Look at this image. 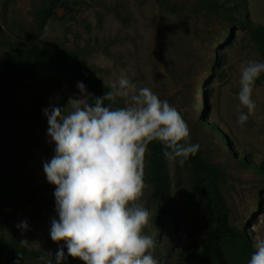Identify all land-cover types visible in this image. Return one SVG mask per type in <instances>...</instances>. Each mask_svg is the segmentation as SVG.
Listing matches in <instances>:
<instances>
[{"label": "rangeland", "instance_id": "rangeland-1", "mask_svg": "<svg viewBox=\"0 0 264 264\" xmlns=\"http://www.w3.org/2000/svg\"><path fill=\"white\" fill-rule=\"evenodd\" d=\"M48 2L0 0V66L11 41L56 45L75 51L107 85L124 74L137 89H151L179 111L190 130L188 142L198 143L202 157L224 173L219 187L231 226L246 231L252 245L255 237L264 238V73L253 89L255 115L240 126L236 111L241 63L264 62V50L249 39L247 30L237 22L199 14L196 0H168L178 10L158 0H56L54 15L39 27L37 13ZM244 6L249 18L264 26V0H244ZM79 95L68 75L43 72L20 82L4 106L0 241H22L43 257L19 258L20 264H54L56 251L64 246V241L50 237L51 221L58 216L55 186L47 181L43 164L54 156L55 144L49 142L43 110H63L69 98ZM116 100L124 105L121 98ZM148 166L147 151L146 187L139 203L151 212V229L145 233L155 241L153 258L158 264H193L187 255L204 247L214 227L205 199L194 189L200 173L187 162L181 166L167 161L176 227L167 215L155 221ZM24 221L28 229H18ZM64 251L67 254L66 247ZM250 257L231 262L248 264ZM17 259L0 257V264H15Z\"/></svg>", "mask_w": 264, "mask_h": 264}, {"label": "clouds", "instance_id": "clouds-1", "mask_svg": "<svg viewBox=\"0 0 264 264\" xmlns=\"http://www.w3.org/2000/svg\"><path fill=\"white\" fill-rule=\"evenodd\" d=\"M261 73L264 62L245 60L240 65V126L255 115L252 94ZM77 88L79 97L69 98L63 110H43L49 142L55 144L54 156L43 164L47 181L55 186L58 216L51 221L50 237L65 242L55 253V264L67 256L84 264H158L152 255L155 241L145 233L151 229V212L139 203L146 187L148 146L159 142L163 157L183 166L200 145L188 142L189 127L174 106L147 87L137 89L127 75L100 97L89 93L82 81ZM117 98L122 107L116 106ZM17 228L27 230L28 224ZM253 247L248 264H264V238L255 237Z\"/></svg>", "mask_w": 264, "mask_h": 264}, {"label": "trees", "instance_id": "trees-1", "mask_svg": "<svg viewBox=\"0 0 264 264\" xmlns=\"http://www.w3.org/2000/svg\"><path fill=\"white\" fill-rule=\"evenodd\" d=\"M163 6L178 10L176 5L168 0H158ZM56 0L49 2L37 13L39 27H43L54 15ZM194 10L199 14L222 18L241 24L248 33L249 39L264 50V26L252 21L244 6V0H196ZM59 71L68 75L72 87L76 91L77 82L82 81L93 96L100 97L111 91V85L105 84L96 76L90 67L83 64L77 53L56 45L31 46L14 40L9 42V52L2 56L0 66V121L6 116L5 104L15 87L25 79L36 77L43 72ZM88 97V101H92ZM105 103H109L105 101ZM116 106H123L118 100ZM162 145L152 142L148 146V176L151 181V194L156 200L155 221L169 216L178 226L177 209L171 194L170 177L167 160L162 155ZM242 156L245 152H240ZM199 171V177L194 189L205 199L214 219V227L207 235L204 247L187 255L193 264H233L231 260H239L251 255L255 250L246 231L231 226L229 222V207L219 187V180L224 173L216 166L206 161L198 152L186 161ZM263 165L260 163V166ZM257 169H261L259 165ZM14 255L21 259L39 258L42 253L30 249L22 241H0V257ZM67 256V254L65 253ZM55 264V257H53ZM62 264H77L76 259L67 256Z\"/></svg>", "mask_w": 264, "mask_h": 264}]
</instances>
